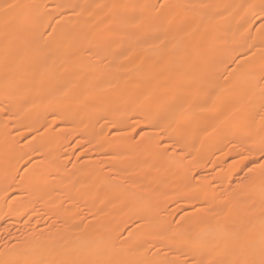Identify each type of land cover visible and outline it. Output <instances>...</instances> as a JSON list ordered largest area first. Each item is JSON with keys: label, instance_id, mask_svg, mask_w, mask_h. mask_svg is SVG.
Here are the masks:
<instances>
[{"label": "bare ground", "instance_id": "1", "mask_svg": "<svg viewBox=\"0 0 264 264\" xmlns=\"http://www.w3.org/2000/svg\"><path fill=\"white\" fill-rule=\"evenodd\" d=\"M260 12L264 13V0H0V104L9 106L7 116L0 118V185L22 153L1 156L18 126L33 130L25 145L36 147L37 156L50 168L57 163L50 152L60 140L49 132L54 120L42 121L45 113L60 110L58 131L76 128L72 130L83 135V145L95 141L97 151L114 143L100 142L99 123L118 122L115 135H121L127 128L125 118L133 115L141 136H148L147 146L158 135L150 130L155 126L165 139L187 146L183 149L193 154L186 168L165 153L157 173H171V186L185 188L182 201L196 207L181 215L182 249L192 248L188 254L194 263L264 264V179L250 177V186L235 184L229 188L232 193L227 189L216 195L225 183L221 169L212 190L208 175L202 174L209 149L221 150L222 136L245 138L260 123L256 137L264 149V95L259 92L264 86V17L249 26ZM145 101L147 106H139ZM217 108L225 118L213 122L224 121V131L204 129ZM217 163L214 159L212 167ZM91 166V159H86L73 169L80 173ZM190 169L201 171L197 180L190 177ZM41 172L38 165L27 168L18 180L27 185L25 193L32 195L42 183L54 180L46 175L40 181ZM92 174L72 177L63 169L62 191L72 182L90 184L100 190L90 194L94 205L111 199L118 205L130 203L127 216H146L133 230L136 237L141 229L149 230L147 244L173 235L168 232V214L151 217L158 209L157 201L151 202L153 195L116 196L113 185ZM156 195L161 201V193ZM94 216L80 235L60 239L59 249L52 251L47 241L39 240L16 262L52 264L75 245L84 251L68 264H103L109 257V263L119 264L124 253L110 254L108 226L102 225L101 214ZM11 252L10 248L5 259ZM145 257L138 253L132 264ZM160 259L156 252L153 264H160Z\"/></svg>", "mask_w": 264, "mask_h": 264}, {"label": "rangeland", "instance_id": "2", "mask_svg": "<svg viewBox=\"0 0 264 264\" xmlns=\"http://www.w3.org/2000/svg\"><path fill=\"white\" fill-rule=\"evenodd\" d=\"M263 17L264 13L260 12L259 17L257 16L256 20L252 19L249 26L255 27L257 23L263 21ZM259 92L262 96L264 95V86ZM262 103L261 107H264V102ZM141 104L139 106H147L149 102L145 101ZM8 108V104H0L1 120L7 116ZM60 113V110H54L45 113L42 119L43 122L46 121L44 119L46 117L47 120H54V122L51 120L49 126L51 131L49 130V132L60 140V144L55 148L54 153L50 152L56 158L57 163L54 166L45 167L46 164H43L42 159L40 160L35 152L36 147L25 145L29 137L33 135L31 128L26 131L21 130L19 126L17 129L15 128V137L1 153V156H8L14 151L22 152L17 158V167L8 170V174L5 175L7 178L2 179L3 182L0 185V264H33L26 260L22 263L16 262V259L20 255H27L39 240L47 241V246L52 251L59 249L60 239L70 241L80 235L82 226L96 220L95 214H101L102 225L108 226L106 227V231H108L106 245L110 254L115 256L118 253H124V259L119 264H132L134 257L141 252L145 254L146 260H142L144 262L141 261L139 264L156 263V252L161 254V259L158 260L160 264H200L194 263L193 258L188 254L192 249L190 246L182 249L184 242V234L182 233L184 231H182L183 220L181 215L186 209L187 211L188 209L194 210L196 207L187 206L182 201V192L185 188L177 184L171 186V173L161 172L160 177L157 173L159 162H162L165 153L171 155L173 159H178L181 165L183 164L184 167L188 168L187 160L193 154L183 149H188L187 146L184 147L181 143L178 145L175 141L165 139L163 133L159 132L155 126L150 130L158 135L152 137L154 144L147 146L148 136H141V125L135 122V119H138L131 115L125 118L123 124H126L127 128L121 135H115L118 131V122L115 123V126H111L109 122L99 123L100 131L103 132L100 142L102 144L114 143L101 151H97L94 147L97 144L95 141L83 145V135L72 130L76 128L65 132L58 131L57 118ZM224 115L225 112L221 108H217L210 114L209 123L203 124L202 127L204 129L210 128L211 131H224V121L217 124L213 122L216 118H225ZM259 126L260 123H257L255 133L253 132L245 138H234V135L220 137L218 141L220 151L216 149V152L209 149L208 154L211 156L206 163L204 162L208 169L205 168L202 171V174L208 175L209 189L212 190L216 184V171L218 169H221L220 178L225 179V183L219 187L216 195H223L224 190L226 191L235 184L247 183L250 186L252 184V180L248 179L250 177L256 176L264 179V149L258 144L256 137ZM253 142L257 145L252 147ZM155 153L157 156L153 159ZM86 159H91L93 166L88 167L84 172H76L73 166ZM214 159L219 160V163L212 167ZM31 165H38L43 168L40 181H45L43 179L46 175L54 180L49 185L42 183L36 192L29 195L24 190L27 185L19 183L18 180ZM63 169H67L72 177L82 174L90 176L95 172L91 175L93 177L94 174L98 173L101 180L113 185L116 196L117 193L127 198H142L146 194L153 195L154 199L151 202L157 201L155 208L158 209L151 217L161 216L162 218L168 214L171 226L168 232L173 235L161 236V239L155 243L147 244L150 231L141 229L136 237V231L133 230L134 226L145 221L146 216L143 217L144 215L141 213L127 216L130 207L128 202L118 205L115 200L111 199L106 205H94L90 194L100 192V190L91 189L90 184L72 182L63 192L60 181V174ZM190 171L192 180H197L201 171L198 172L197 169H190ZM147 174L151 176L149 177ZM55 175H58L57 178L54 177ZM8 177L11 178V182ZM165 181L169 183L167 186L164 185ZM156 192L161 193V201L157 199L159 196L156 195ZM230 193L232 192L230 191ZM48 196H52L50 201ZM46 199L48 200L46 201ZM16 209H19L17 213H15ZM71 222L74 223L70 225ZM166 237L169 238L163 239ZM10 248L12 250L11 257L7 260L5 256H7ZM83 251L81 246L70 245L68 252L64 256L54 258L52 264H68L69 260H73ZM112 258L109 257L103 264H116L113 261L109 263ZM41 264L48 263L45 261Z\"/></svg>", "mask_w": 264, "mask_h": 264}]
</instances>
